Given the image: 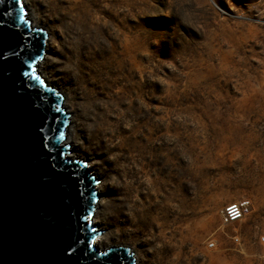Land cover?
Wrapping results in <instances>:
<instances>
[{"label":"rangeland","instance_id":"obj_1","mask_svg":"<svg viewBox=\"0 0 264 264\" xmlns=\"http://www.w3.org/2000/svg\"><path fill=\"white\" fill-rule=\"evenodd\" d=\"M57 2L30 0L53 36L37 71L76 113L73 153L100 186L96 245L139 264H264V0ZM74 3L98 34L75 35ZM241 199L249 211L227 224Z\"/></svg>","mask_w":264,"mask_h":264},{"label":"water","instance_id":"obj_2","mask_svg":"<svg viewBox=\"0 0 264 264\" xmlns=\"http://www.w3.org/2000/svg\"><path fill=\"white\" fill-rule=\"evenodd\" d=\"M25 11L0 0V264H136L95 244L96 176L62 145V96L37 71L46 35Z\"/></svg>","mask_w":264,"mask_h":264},{"label":"bare ground","instance_id":"obj_3","mask_svg":"<svg viewBox=\"0 0 264 264\" xmlns=\"http://www.w3.org/2000/svg\"><path fill=\"white\" fill-rule=\"evenodd\" d=\"M22 1H23V6H24L25 10L26 9L28 10V15H30L31 20L33 21V22H31L32 28L41 29V30L44 29L43 31L45 32V35H46L45 42L43 45V54H42L40 62L37 63V69H38V65L42 68L43 62L48 60L49 55L51 53V48H52L51 44H52L53 36H52L51 32L49 31V29H47L46 27L44 28V25H41L40 22H38L37 17L34 16V9L30 4V0H22ZM47 1L49 2L50 6H53V5L56 6L57 5L56 3H58L57 0H47ZM65 14L69 17L70 27L75 30V32H76L75 35L90 34L91 32H94L97 34L99 33L100 24H98V23L92 24L91 23V20L93 18L92 14L90 12H85L83 10H80L78 7L76 8L75 3L71 7L66 9ZM42 74H43V78L45 79V81L51 82L52 79H51V76L49 73H46L43 70ZM87 82H88V79H87ZM46 85L52 87L51 85H48L47 83H46ZM140 86L141 85H139V84L135 85V89H134V94H135L134 99L135 100H136V98L139 97V95L140 96L142 95V92L140 91ZM52 88H54V87H52ZM55 90H57V89H55ZM88 90L89 89H86V93L89 97V98H87V100L89 99L91 102H93L95 100V98H91L92 91L91 90L88 91ZM57 93L62 96V108L64 109V111L68 115V125H67L68 127L66 129L67 132H66V136H65V139H64L62 145H68V155L67 156L71 157L72 159H75L77 156L73 153L74 149H73V144H72L73 143L72 135L75 132L74 125H75L76 113L75 114L73 113L72 107L68 104L67 94L64 92V90H62L60 88L59 91L57 90ZM116 102H117V98H114V103H116ZM131 107H132V101L130 100L128 108L131 109ZM106 112H107V109H106ZM101 125H102V122H96V121L92 122L91 129H90V137L96 138L99 135V132L101 130ZM135 142L133 143V145L131 147L135 146ZM95 187L98 190L100 186L98 185V183H96ZM100 205H101V199L99 198L95 204L94 215H95L96 211L99 210ZM94 215H93V217H94ZM98 239H100V237L95 240V244H96V241ZM135 261H136V259H135ZM136 264H139V263L136 262ZM169 264H172V261Z\"/></svg>","mask_w":264,"mask_h":264},{"label":"built area","instance_id":"obj_4","mask_svg":"<svg viewBox=\"0 0 264 264\" xmlns=\"http://www.w3.org/2000/svg\"><path fill=\"white\" fill-rule=\"evenodd\" d=\"M250 209V202L245 199L237 200L231 202L222 210V218L227 224L235 223L245 217L247 212ZM231 210V211H230ZM233 240L238 244L239 238L237 235H234ZM217 242L214 239H211L207 243L209 249L216 248Z\"/></svg>","mask_w":264,"mask_h":264},{"label":"snow or ice","instance_id":"obj_5","mask_svg":"<svg viewBox=\"0 0 264 264\" xmlns=\"http://www.w3.org/2000/svg\"><path fill=\"white\" fill-rule=\"evenodd\" d=\"M21 19H23V17H21ZM231 211V210H230Z\"/></svg>","mask_w":264,"mask_h":264}]
</instances>
